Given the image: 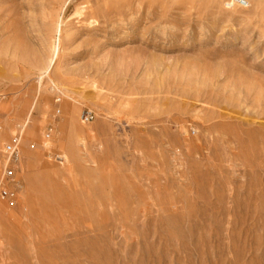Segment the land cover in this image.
I'll return each instance as SVG.
<instances>
[{"label":"rangeland","instance_id":"374dc122","mask_svg":"<svg viewBox=\"0 0 264 264\" xmlns=\"http://www.w3.org/2000/svg\"><path fill=\"white\" fill-rule=\"evenodd\" d=\"M229 1L0 0V264H264V0Z\"/></svg>","mask_w":264,"mask_h":264},{"label":"built area","instance_id":"2783aa9c","mask_svg":"<svg viewBox=\"0 0 264 264\" xmlns=\"http://www.w3.org/2000/svg\"><path fill=\"white\" fill-rule=\"evenodd\" d=\"M227 9H248L246 0H230ZM1 105V98H0ZM85 120L89 122L92 116L86 115ZM57 159L61 160L60 156ZM20 165V138L16 137L9 144L0 145V199H5L13 205L17 199V191L13 188L16 184V172Z\"/></svg>","mask_w":264,"mask_h":264},{"label":"bare ground","instance_id":"6f19581e","mask_svg":"<svg viewBox=\"0 0 264 264\" xmlns=\"http://www.w3.org/2000/svg\"><path fill=\"white\" fill-rule=\"evenodd\" d=\"M247 1V0H246ZM248 2V4H249V8H250V2L249 1H247ZM82 8V7H81ZM50 69V68H49ZM49 71V70H48ZM48 74V72H45V73H43L42 75H47ZM41 80H42V78H40ZM15 107V102L13 101V100H10L8 103H7V105H5V106H3V107H1L2 109L1 110H7V112L9 111V112H11L12 110H13V108ZM11 110V111H10ZM31 116V115H30ZM32 118V117H31ZM27 122V121H26ZM25 122V123H26ZM30 133H31V131H30ZM31 135V134H30ZM35 134H33V136H34ZM35 137V136H34ZM29 140V139H28Z\"/></svg>","mask_w":264,"mask_h":264}]
</instances>
